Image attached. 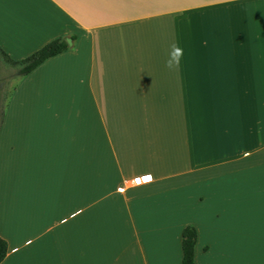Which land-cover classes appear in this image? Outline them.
Here are the masks:
<instances>
[{"label":"crops","instance_id":"obj_1","mask_svg":"<svg viewBox=\"0 0 264 264\" xmlns=\"http://www.w3.org/2000/svg\"><path fill=\"white\" fill-rule=\"evenodd\" d=\"M69 37L11 77L1 264H182L188 225L195 264H264V0H0L13 59Z\"/></svg>","mask_w":264,"mask_h":264},{"label":"trees","instance_id":"obj_2","mask_svg":"<svg viewBox=\"0 0 264 264\" xmlns=\"http://www.w3.org/2000/svg\"><path fill=\"white\" fill-rule=\"evenodd\" d=\"M74 38V37H73ZM70 48L66 38H57L45 44L42 48L37 50L31 56L23 60H15L8 55V53L0 46V71L4 62L16 68L14 75L24 76L37 68L48 58L60 54ZM4 90V80L0 78V124L4 119L5 104L9 98L6 96L5 102L2 104L1 95ZM197 229L193 225H188L184 228L182 233V248L183 258L182 264H195V247L197 242ZM8 253V243L0 236V264L5 259Z\"/></svg>","mask_w":264,"mask_h":264},{"label":"clouds","instance_id":"obj_3","mask_svg":"<svg viewBox=\"0 0 264 264\" xmlns=\"http://www.w3.org/2000/svg\"><path fill=\"white\" fill-rule=\"evenodd\" d=\"M183 57V48L173 42L169 46L168 58L165 61V68L169 71H175Z\"/></svg>","mask_w":264,"mask_h":264},{"label":"rangeland","instance_id":"obj_4","mask_svg":"<svg viewBox=\"0 0 264 264\" xmlns=\"http://www.w3.org/2000/svg\"><path fill=\"white\" fill-rule=\"evenodd\" d=\"M16 68L12 65H10L7 62H4V69L3 72L0 74V78L4 80V90L1 95L2 98V104L5 102L6 96L10 93V90L13 85V79L11 78L12 75L15 73Z\"/></svg>","mask_w":264,"mask_h":264},{"label":"water","instance_id":"obj_5","mask_svg":"<svg viewBox=\"0 0 264 264\" xmlns=\"http://www.w3.org/2000/svg\"><path fill=\"white\" fill-rule=\"evenodd\" d=\"M67 42L71 45L72 44V42H73V40H72V38H67Z\"/></svg>","mask_w":264,"mask_h":264},{"label":"snow or ice","instance_id":"obj_6","mask_svg":"<svg viewBox=\"0 0 264 264\" xmlns=\"http://www.w3.org/2000/svg\"><path fill=\"white\" fill-rule=\"evenodd\" d=\"M144 179H145V180H150L151 177H145ZM137 183H139V181H137Z\"/></svg>","mask_w":264,"mask_h":264}]
</instances>
